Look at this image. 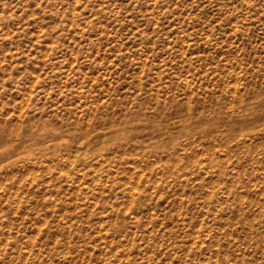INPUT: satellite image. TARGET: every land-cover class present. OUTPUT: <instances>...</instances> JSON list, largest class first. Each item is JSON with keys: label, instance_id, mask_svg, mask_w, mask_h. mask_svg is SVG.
<instances>
[{"label": "rangeland", "instance_id": "374dc122", "mask_svg": "<svg viewBox=\"0 0 264 264\" xmlns=\"http://www.w3.org/2000/svg\"><path fill=\"white\" fill-rule=\"evenodd\" d=\"M0 264H264V0H0Z\"/></svg>", "mask_w": 264, "mask_h": 264}]
</instances>
